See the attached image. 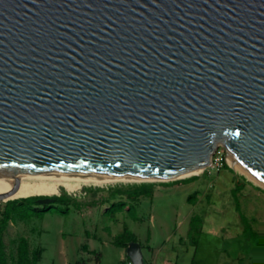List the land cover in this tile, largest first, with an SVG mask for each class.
Instances as JSON below:
<instances>
[{
	"label": "water",
	"instance_id": "obj_1",
	"mask_svg": "<svg viewBox=\"0 0 264 264\" xmlns=\"http://www.w3.org/2000/svg\"><path fill=\"white\" fill-rule=\"evenodd\" d=\"M219 148L264 190V0H0V175L176 181Z\"/></svg>",
	"mask_w": 264,
	"mask_h": 264
},
{
	"label": "rangeland",
	"instance_id": "obj_2",
	"mask_svg": "<svg viewBox=\"0 0 264 264\" xmlns=\"http://www.w3.org/2000/svg\"><path fill=\"white\" fill-rule=\"evenodd\" d=\"M216 157L226 164L221 148ZM234 176L243 184L238 195L233 193ZM248 180L237 171L207 169L176 181L153 182L151 199L126 201L121 209L104 202L109 192L146 182L83 187L74 194L61 187L58 195L43 196L66 195L81 206L60 213L53 203L41 216L9 223L3 234L5 251L9 254L12 241L22 236L40 251L37 264H130L126 248L112 244L127 230L141 246L144 264H264V190ZM6 202H0V214ZM194 216L199 217L195 246L188 238ZM247 225L257 234V244L245 233Z\"/></svg>",
	"mask_w": 264,
	"mask_h": 264
},
{
	"label": "trees",
	"instance_id": "obj_3",
	"mask_svg": "<svg viewBox=\"0 0 264 264\" xmlns=\"http://www.w3.org/2000/svg\"><path fill=\"white\" fill-rule=\"evenodd\" d=\"M223 170H227V173L233 174L225 163L222 165ZM196 178H190L184 180L181 183L193 181ZM232 182L235 183L234 195H238L242 189L243 184H240L238 179L234 176ZM154 184L146 183L139 185L128 186L125 189H114L109 192L108 198L104 202H111L110 209L114 206L117 208L126 207V201L138 202L143 198L151 199L154 194ZM46 198L45 196H32L28 198H21L16 200H10L6 202L3 212L0 214V264H37L40 258V251L37 249H31L29 242L26 238L20 236L16 240L12 241L13 249L7 254L5 249L6 246L3 241V234L6 231L9 223L15 221L26 222L30 217L41 216L47 209V205H40L37 203L38 200ZM57 205H59L58 211L60 213H66L69 211L70 206L79 208L81 205L74 199L66 195L53 196L52 197ZM113 202V203H112ZM42 206V207H41ZM198 216L191 218L188 238L193 246L197 244L195 237L199 234V229L196 223ZM201 221V220H200ZM250 233L251 239L257 244L258 236L254 233L251 228L247 225L245 233ZM195 235V237H193ZM130 242H136L133 234L128 233L124 230L123 233L119 234L113 239L112 244L119 248H126ZM264 254V246L261 247Z\"/></svg>",
	"mask_w": 264,
	"mask_h": 264
},
{
	"label": "bare ground",
	"instance_id": "obj_4",
	"mask_svg": "<svg viewBox=\"0 0 264 264\" xmlns=\"http://www.w3.org/2000/svg\"><path fill=\"white\" fill-rule=\"evenodd\" d=\"M226 157V161L235 171L245 174L230 160L228 156ZM198 173L200 172L194 174L197 175ZM192 175L193 174L185 175L181 178H187ZM248 178L255 182L249 176ZM144 181V179L139 178L118 179L102 176H55L42 179L16 175H0V202L38 195H58L61 187H63L68 193L74 194L80 191L83 187L94 186L101 188L109 184L139 183Z\"/></svg>",
	"mask_w": 264,
	"mask_h": 264
},
{
	"label": "built area",
	"instance_id": "obj_5",
	"mask_svg": "<svg viewBox=\"0 0 264 264\" xmlns=\"http://www.w3.org/2000/svg\"><path fill=\"white\" fill-rule=\"evenodd\" d=\"M216 155H217V153L213 157L212 165H211V167L209 169L216 168V170H218V169H220L222 167V164L219 162V160L217 159Z\"/></svg>",
	"mask_w": 264,
	"mask_h": 264
},
{
	"label": "flooded vegetation",
	"instance_id": "obj_6",
	"mask_svg": "<svg viewBox=\"0 0 264 264\" xmlns=\"http://www.w3.org/2000/svg\"><path fill=\"white\" fill-rule=\"evenodd\" d=\"M50 198H52V197H50Z\"/></svg>",
	"mask_w": 264,
	"mask_h": 264
}]
</instances>
